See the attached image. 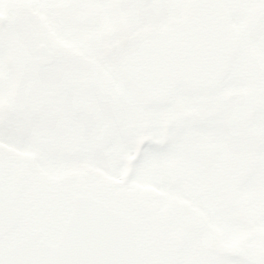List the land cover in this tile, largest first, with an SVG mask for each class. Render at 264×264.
Segmentation results:
<instances>
[{"label":"snow or ice","instance_id":"obj_1","mask_svg":"<svg viewBox=\"0 0 264 264\" xmlns=\"http://www.w3.org/2000/svg\"><path fill=\"white\" fill-rule=\"evenodd\" d=\"M0 264H264V0H0Z\"/></svg>","mask_w":264,"mask_h":264}]
</instances>
